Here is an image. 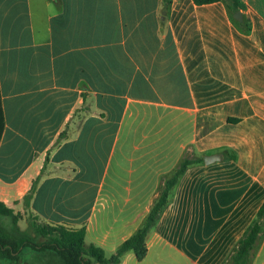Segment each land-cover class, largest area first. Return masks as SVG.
I'll return each mask as SVG.
<instances>
[{"label":"crops","instance_id":"0c3cea01","mask_svg":"<svg viewBox=\"0 0 264 264\" xmlns=\"http://www.w3.org/2000/svg\"><path fill=\"white\" fill-rule=\"evenodd\" d=\"M241 2L240 22L223 2L172 0L166 11L164 0H0V201L24 214L40 177L33 216L86 227L88 244L114 254L182 160L161 135L166 119L157 136L156 113L195 111L199 138L212 136L204 156L236 158L191 166L148 235L146 258L130 252L121 264H228L264 204V0ZM98 111L124 116L105 131L91 117ZM98 135L121 143L117 169L107 182L106 168L97 197L87 199V185L76 192L63 177L92 168L68 148L92 155ZM250 264H264V235Z\"/></svg>","mask_w":264,"mask_h":264},{"label":"trees","instance_id":"16d2710c","mask_svg":"<svg viewBox=\"0 0 264 264\" xmlns=\"http://www.w3.org/2000/svg\"><path fill=\"white\" fill-rule=\"evenodd\" d=\"M195 5L203 6L223 2L230 14L245 10L241 0H192ZM165 10L169 11L172 0H164ZM245 32L250 27L245 26ZM6 120L0 88V144L4 135ZM64 138L61 134L59 141ZM230 158L235 159L232 155ZM200 157L186 155L172 175L164 178L162 187L142 227L122 246L109 255L106 250L86 241L87 229H72L62 224H43L34 217L30 205L34 198L39 178L34 182L30 192L24 197L25 213H15L4 202L0 201V216L8 221H0V262L10 264H121L127 253H134L139 261L148 254L147 238L156 227L160 218L172 201V192L179 184L187 170L203 164ZM28 215L27 229L20 228V221ZM264 235V204L258 211L256 219L247 228L238 246L235 248L228 264H250L253 251L258 247Z\"/></svg>","mask_w":264,"mask_h":264},{"label":"rangeland","instance_id":"374dc122","mask_svg":"<svg viewBox=\"0 0 264 264\" xmlns=\"http://www.w3.org/2000/svg\"><path fill=\"white\" fill-rule=\"evenodd\" d=\"M51 63V61H50ZM56 109L53 103L48 102L45 106L44 113L48 115H53L55 113ZM127 113L129 123L132 120H136V118H133V112L130 114ZM87 115H89V112H86ZM124 116L123 111H113V112H106V111H98L96 112V115L91 116L93 119L98 120V129L107 131L110 127V125L107 123L108 120H114L116 122L122 121V118ZM149 116V115H148ZM140 117H145V114L142 112L140 114ZM79 124L84 122V119L86 118V115L81 114ZM157 118V136L160 135L159 130L162 128L164 119H166L165 126V133H162L161 135L166 136L167 142L172 143V156L176 157L178 155H182L183 158L188 155L191 158L200 157L203 158L204 154H206L210 150H206L204 148L210 147L212 148V136H206L205 142L202 140V138H199V135H201L205 130L203 128L197 127L196 125V112L195 111H189V112H180V111H171V112H157L156 113ZM160 122L162 123H159ZM134 128V127H133ZM204 130V131H203ZM209 130V129H208ZM209 133L206 128V134ZM93 142L95 144L93 153L91 155V152L85 151L82 149H78V146L69 145L68 153L72 156H81L83 155L84 160L90 161L92 164V168H89L90 165H88L85 172H83L80 176L75 177L74 179L70 180L71 178L63 177V179H66L67 181L71 182V188L74 189L76 192L78 190H81L84 186H88L87 190L85 191L84 197L89 198H96L98 195V190L100 187V183H102L103 178H107L104 176V171L106 168L110 170V175L107 178V182L109 181V178L111 177V173L115 171L117 166H115L116 158H118L117 153L120 150V145L117 147V145L114 146L113 140L105 139L102 137V135H98L93 137ZM159 143V139H158ZM147 144V143H146ZM148 145V144H147ZM132 150V148L130 149ZM64 153L60 154L59 158L63 156ZM114 154V155H113ZM91 155V156H90ZM92 156H94L92 158ZM225 158H229V154L226 151H224ZM181 160V161H182ZM125 164V170L130 167V164ZM181 163V162H180ZM71 174H74V170L70 171ZM123 178L125 184L127 181L131 178V175L128 174V172H124ZM62 175V174H60ZM73 178V177H72ZM123 182V180H122ZM127 185V184H126ZM160 192V190H159ZM128 192L121 190L119 194L126 195ZM115 194H117L115 192ZM120 198V197H119ZM28 215L24 216V219L20 221L19 225L21 229H27L28 227ZM0 221H8L7 219L0 216ZM0 264H10L8 262H0ZM41 264V263H40Z\"/></svg>","mask_w":264,"mask_h":264},{"label":"water","instance_id":"95a60500","mask_svg":"<svg viewBox=\"0 0 264 264\" xmlns=\"http://www.w3.org/2000/svg\"><path fill=\"white\" fill-rule=\"evenodd\" d=\"M234 18L241 22L243 20L242 12L241 11L237 12L234 15ZM223 159H224V156L222 154H219V153L206 155V156H204V163L206 165H211V164H214L217 162H221V161H223Z\"/></svg>","mask_w":264,"mask_h":264}]
</instances>
